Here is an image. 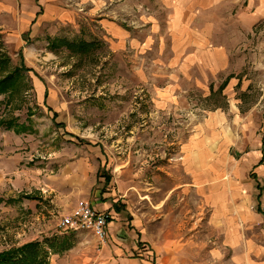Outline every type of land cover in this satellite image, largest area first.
<instances>
[{
	"label": "rangeland",
	"instance_id": "1",
	"mask_svg": "<svg viewBox=\"0 0 264 264\" xmlns=\"http://www.w3.org/2000/svg\"><path fill=\"white\" fill-rule=\"evenodd\" d=\"M62 7L23 34L0 13L9 68L20 51L31 68L0 94V121L26 125L0 123V252L59 235L74 244L50 262L226 264L212 253L209 211L181 189L183 148L218 134L236 161L264 152V0ZM59 39L94 47H53ZM113 199L121 210L105 242L60 226L80 201Z\"/></svg>",
	"mask_w": 264,
	"mask_h": 264
},
{
	"label": "crops",
	"instance_id": "2",
	"mask_svg": "<svg viewBox=\"0 0 264 264\" xmlns=\"http://www.w3.org/2000/svg\"><path fill=\"white\" fill-rule=\"evenodd\" d=\"M52 8L60 12L62 0L0 1V13L5 11L7 19L21 34L42 25L45 22L42 9ZM203 64L209 63L204 60ZM218 137V134L210 139L196 135L185 143L182 161L188 176L180 184L181 189L183 192L187 186L193 189L209 211L210 235L214 237L212 253L220 261L264 264V207L260 200L264 187V152L259 148L245 151L236 161L229 154L230 138L222 141ZM95 201L91 202L95 209L111 214L109 232L112 233L110 228L118 223L115 220L120 214L114 208L117 199ZM50 264L63 263L53 259Z\"/></svg>",
	"mask_w": 264,
	"mask_h": 264
},
{
	"label": "trees",
	"instance_id": "3",
	"mask_svg": "<svg viewBox=\"0 0 264 264\" xmlns=\"http://www.w3.org/2000/svg\"><path fill=\"white\" fill-rule=\"evenodd\" d=\"M26 35V34H24ZM64 45L68 49L80 53L87 52L94 47V42L86 40H67L59 39L52 42V46ZM21 65L18 68L10 69L11 59L6 53L0 52V94L10 93L18 86L22 79V71H29L24 61V56L20 51ZM0 123H5L0 121ZM7 128H14L16 132L26 130V125L13 122L5 123ZM107 179H109L107 177ZM114 208L120 211L119 204L115 203ZM73 240L69 236L54 235L45 237L43 240L29 241L21 246L13 247L0 252V264H50V258L53 254L61 253L73 246Z\"/></svg>",
	"mask_w": 264,
	"mask_h": 264
},
{
	"label": "built area",
	"instance_id": "4",
	"mask_svg": "<svg viewBox=\"0 0 264 264\" xmlns=\"http://www.w3.org/2000/svg\"><path fill=\"white\" fill-rule=\"evenodd\" d=\"M260 200L264 207V187L260 191ZM110 220L109 211L97 210L89 202L82 200L77 204L73 214L61 219L60 226L92 230L101 242H105L109 235Z\"/></svg>",
	"mask_w": 264,
	"mask_h": 264
}]
</instances>
